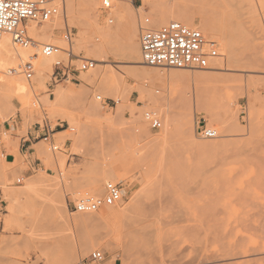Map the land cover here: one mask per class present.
<instances>
[{"label":"rangeland","instance_id":"obj_1","mask_svg":"<svg viewBox=\"0 0 264 264\" xmlns=\"http://www.w3.org/2000/svg\"><path fill=\"white\" fill-rule=\"evenodd\" d=\"M86 1L76 0L82 15L87 13ZM88 1L96 3L100 25L90 19L89 35L99 43L101 27L122 21V12L111 23L102 0ZM133 1L138 27L134 43L140 44L144 16L157 28L162 26L155 21L158 14L170 16L166 23L177 15L207 14L216 24L217 56L233 53L248 60L229 61L223 69L142 63L152 76H133L125 44L114 39L106 61L84 71L77 59L95 54L78 45L80 24L69 17L55 30V40L47 42L64 49L58 59L67 76L56 81V57L52 65L40 67L19 53L34 42L23 47L12 40L14 57L0 68L30 63L34 75L30 80L24 73L0 79V134L6 132V153L19 148L15 136L26 134L30 126L49 123L64 131L55 135L61 149L55 152L41 136L36 139L39 143L28 155L35 161L32 168L23 159L4 163L0 147L6 170L0 173V264H77L97 248L107 253L104 264H264V0ZM66 25L73 32L72 42L64 38ZM106 68L124 74L130 97L116 95L121 81L114 71L84 83L96 69ZM186 71H204V76L190 79L182 74ZM19 82L26 88L19 90ZM59 87L82 94L59 98ZM149 108L160 113L163 128L152 129L145 121L143 113ZM168 115V134L154 139L164 133ZM143 125L149 137L142 135ZM199 126L218 129L219 134L204 137ZM26 169H31L27 176ZM108 181L123 189L119 202L94 213L70 211L87 192L103 195ZM59 194L65 197L62 214L68 222L52 208ZM112 206L115 211L103 220L78 219Z\"/></svg>","mask_w":264,"mask_h":264},{"label":"built area","instance_id":"obj_2","mask_svg":"<svg viewBox=\"0 0 264 264\" xmlns=\"http://www.w3.org/2000/svg\"><path fill=\"white\" fill-rule=\"evenodd\" d=\"M112 1L102 0L101 6L109 22L114 20V16L111 15ZM127 1L134 3L133 0ZM64 8V0H0V41L5 34H10L15 44L23 47L31 46L34 39L29 33L28 23L30 21L51 20L64 12ZM72 37L73 32L66 25L64 38L70 41ZM40 46L44 55L58 56L54 63L56 81L67 76V72L63 68L65 67L63 61L58 59L64 49L53 43H43ZM140 46L143 61L149 66L207 69L210 66L211 58L218 54L215 44L207 43L206 35L201 29L191 27L178 20H171L160 27L153 28L148 16L140 19ZM80 61V69L84 71L94 69L98 64L94 58L80 57ZM13 73H24L28 80L32 79L34 75L30 63H21L19 68H0V79L4 75H12ZM97 98L102 100V95H98ZM107 104L110 106L109 103ZM143 116L152 129L163 127L162 117L157 110L149 108L144 111ZM44 128L45 131L41 135L42 140L49 144L53 152L61 150L56 144L55 135L57 131L49 123L45 124ZM197 131L208 138L218 136L217 130L208 126H199ZM4 135L6 132L0 134V144L3 143ZM2 154L4 156V153ZM17 182L21 183L22 177H19ZM122 197L121 186L114 181H108L105 184L103 195L87 192L73 202L70 211L72 213L96 212L105 206L114 205ZM106 256L107 253L104 249L97 248L77 264H104Z\"/></svg>","mask_w":264,"mask_h":264},{"label":"bare ground","instance_id":"obj_3","mask_svg":"<svg viewBox=\"0 0 264 264\" xmlns=\"http://www.w3.org/2000/svg\"><path fill=\"white\" fill-rule=\"evenodd\" d=\"M66 1L67 2L65 3L64 12L55 16L51 20H48L45 23H42L40 21H30L28 23L29 31H30L31 35L34 37V44L32 45L33 48H30L26 51L19 52L20 56H26L31 61H34V62L36 61V63L40 67H48V66L52 65L53 59L55 57L57 58L58 56H46L44 54H41V52L39 50V46L42 45L43 43L53 42L55 40L54 39L55 30L58 29L64 21L67 22V19L70 17L74 20L77 19L79 24H80V36H81V38L78 40V45H80V46L86 45L87 47H89L92 50V53L95 54L94 55L95 60L100 61V62L106 61L105 55H106L107 51H109V42H112V40L117 39L118 41H123V43L125 44L124 47L126 48V53H127L126 57L130 58V60H131L129 63L131 64L132 67H130L129 73L133 76H139V75L152 76V74L148 70L142 68V63H144V61H143V57H142L141 46L138 42L134 43V41L136 40L137 35H138L137 34L138 27H137V23H136V18L132 12V5H131L130 1H128L129 2V4H128L125 2V0H123V1L118 0V1H120L119 3L113 4L111 15H113L114 19H115L116 15H118L117 12L121 11L122 16H123V20L116 22L115 24H113L111 22L112 25L109 24L107 27H101L102 28L101 30H102L103 41L99 42V43H95L93 41L92 37L89 35L90 25H91L90 19H93V22H94L93 24L100 26L98 13H96V11H95L96 3L93 1L87 0L86 1L87 13L85 15H82L77 10L76 0H66ZM219 1H221V0H219ZM222 5H223V3H222ZM169 18H170V16L165 14V13L158 14L155 16V21L160 26V25H164V23H166V21H168ZM172 18L177 19L178 21H181V22H183V23H185L191 27H195V26L200 27L203 30V32L206 33L205 35H206V39H207L208 44L218 43L220 45L218 36L216 34L215 21L213 20V18H211L207 14L197 16L196 13L192 12V13H188V14H184V15L173 16ZM197 18H200V23H198V22L196 23ZM71 42H72V40H71ZM14 47L15 46L12 42L11 37L9 35H4L0 41V66L3 65V63L7 62L8 60L13 59L14 54H15ZM133 47H134V49H132ZM72 48H73V46H72ZM245 56L233 54V53H224V54L220 53L219 56L211 58L210 66L207 69H209V68L223 69L224 67H226L227 63H230L229 61L233 60V61H237V62L240 61L241 62L242 59L248 58ZM77 60H80V58H78ZM247 63H248V61L246 62V64ZM261 65H263V64H261ZM246 69H248V67ZM250 69H252V68H250ZM111 71H114V73L117 74L118 78H120V81H121V88L119 91L116 92L117 93L116 95H118V97L121 95V98L122 97H124V98L130 97L131 92H130V90L129 91L127 90V88L124 84V74L118 73L117 71L110 69V68L96 69L94 71L95 72L94 75L89 76V77L86 76V80L84 83H86V82L87 83H95L98 77L101 76L103 78V77L107 76ZM188 72L187 73L182 72V74H187L190 77V79H200L204 76V71H198L194 74L188 73ZM156 73L160 74L159 72H156ZM122 87H123V89H122ZM17 88L19 90H23L26 88V84L19 82V83H17ZM81 94H82V92L76 93L71 88L70 89H66L64 87L58 88V97L59 98L76 97V96L81 95ZM11 104H13V102H11ZM121 108H122V106H120V109ZM92 110L94 111V108H92ZM97 111H98V109H97ZM95 112H96V110H95ZM188 123H189V129L191 131L190 132L191 138H192L193 137L192 120L189 119ZM171 124H172V117L168 115L166 123H165V127H164V133L162 132V135L160 137H157L154 139L158 140L162 137L164 138L168 134ZM227 124L228 123L223 122V127H227L228 126ZM145 125H143V128H142V135L149 137L150 131ZM226 129H228V128H226ZM217 133L219 134L218 129H217ZM252 162H256L255 159H253ZM262 165H264L263 162H261V166ZM2 172H6V170L3 168ZM52 202H53V204H52L53 211L55 213L61 212L60 214H61L63 220L65 222H68V219L64 217V214H62V209H64V206H66L65 197L62 194H59L56 197H54ZM114 211H115V207L112 206V207H108V208L104 209L99 214H96V215L95 214L94 215L86 214L85 216H79L78 219H80V220L96 219L97 221H100V220L107 218ZM92 213H94V212H92ZM151 213H153V212L151 211ZM150 233H153V231ZM92 245H95V243ZM180 259H181V257H180ZM171 262L173 264V260ZM145 264H147V263H145Z\"/></svg>","mask_w":264,"mask_h":264},{"label":"crops","instance_id":"obj_4","mask_svg":"<svg viewBox=\"0 0 264 264\" xmlns=\"http://www.w3.org/2000/svg\"><path fill=\"white\" fill-rule=\"evenodd\" d=\"M133 2L135 3V1H133ZM37 127H38L37 125L36 126H30V127H28L26 134H24L22 136H15V137L20 139V143H19L20 146L14 152L6 153L7 147L4 145V143L0 145L2 152L4 153V156H5L4 163L13 164L16 161L21 162L23 159V161H25L26 163L29 164V168H32L35 161H32L31 159H29L28 155H29V153H32V152L34 153V151L32 150L33 145H35L36 143H39L36 141V139L39 138L45 131V128L42 124H39L38 130L36 129ZM12 128L16 130L15 127H12ZM62 131H64V130H62ZM62 131H59V132H62ZM59 132H57V133H59ZM4 163H1V160H0V173H3L2 171L4 168L3 167ZM30 172H31V169H26L23 171L24 175H26V176L29 175ZM9 174H10V176H12L11 173H9ZM2 204H3V199H2V194H0V208H1Z\"/></svg>","mask_w":264,"mask_h":264}]
</instances>
